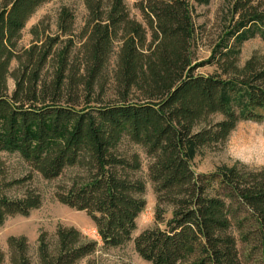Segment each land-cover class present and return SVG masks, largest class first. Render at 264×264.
Masks as SVG:
<instances>
[{
	"label": "trees",
	"instance_id": "obj_1",
	"mask_svg": "<svg viewBox=\"0 0 264 264\" xmlns=\"http://www.w3.org/2000/svg\"><path fill=\"white\" fill-rule=\"evenodd\" d=\"M50 1L0 0V153L17 155L30 169L11 182L2 180L0 165V226L41 204L35 191L11 197L4 190L33 173L54 181L69 172L54 197L86 214L103 249L133 240L150 264H243L234 229L264 254V166L193 169L239 122H264V53L240 65L241 46L264 40V0H227L220 33L200 61L189 0H134L139 19L124 0H83L87 17L74 62L73 40L61 41L71 33L67 9L59 14L61 35L42 39L34 28L31 46L17 49L28 20ZM59 43L65 47L48 80L43 68ZM204 68L210 71L200 73ZM123 142L147 156L156 202L153 225L134 239L145 182L136 176L140 155L123 150ZM54 237L52 243L38 237L36 264H77L99 246L73 227L58 226ZM6 243L0 264L5 257L8 264H32L26 238Z\"/></svg>",
	"mask_w": 264,
	"mask_h": 264
},
{
	"label": "rangeland",
	"instance_id": "obj_2",
	"mask_svg": "<svg viewBox=\"0 0 264 264\" xmlns=\"http://www.w3.org/2000/svg\"><path fill=\"white\" fill-rule=\"evenodd\" d=\"M130 9V13L139 19L138 12L133 8L134 0H124ZM194 9V24L197 29V42L195 56L200 60L206 59L210 54V48L214 44L217 35L220 33L221 22L226 9L227 0H189ZM62 9H67L71 15V33L64 35L59 30V14ZM87 17V10L83 0H52L40 7L35 14L28 20L22 30V38L18 42L17 49L28 48L32 42V30L37 28L39 37L43 39L46 35H61V41L72 39L73 45L70 53L72 62L79 61L77 55L80 32ZM64 44L59 43L53 47V55L49 57L43 73L46 79H51L57 71L58 62ZM264 53V40L255 37L245 42L241 46L240 65H242L253 54ZM115 55L111 58L108 68L114 66ZM17 67V62L11 63V69ZM209 68L199 70L200 73L209 72ZM110 73V71H108ZM111 76V74H109ZM109 77L105 80L104 88L107 90L112 85ZM9 91L13 90V80H8ZM111 93H107L109 95ZM106 96V95H105ZM103 96L104 99L106 97ZM99 99V98H98ZM122 149L128 153H138L142 161V169L136 174L145 182L146 208L136 219V231L134 239L140 232L151 227L154 223L155 196L152 185L147 177V159L143 151L136 145L123 142ZM202 157L194 160L193 169L196 173H207L216 167L234 162H240L249 169H257L264 166V122L256 123L242 121L237 124L229 135L224 145L213 149H206ZM0 165L3 171L2 180L11 181L14 179L25 178L29 175L30 169L17 155L0 153ZM69 172L54 181H45L39 175L33 173L31 179L19 186H13L4 192L11 197H20L29 189L37 192L41 196L39 208L31 211L28 217L14 216L8 218L0 226V249L7 253V239L10 237H24L27 240L28 256L32 264L37 263L38 237L46 234L49 242L55 240V232L58 226L73 227L79 230L87 239L97 241V250L77 264H150L142 260L134 249L133 240L126 243L123 247L103 249L100 238L91 220L84 212L76 211L61 203L54 197L55 189L68 178ZM234 235L237 238V246L241 254L243 264H264V254L257 249L256 242H250L247 247L239 239L237 231ZM8 264L7 257L4 263Z\"/></svg>",
	"mask_w": 264,
	"mask_h": 264
}]
</instances>
